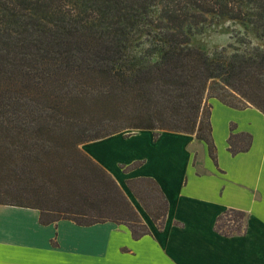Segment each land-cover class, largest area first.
Instances as JSON below:
<instances>
[{
    "label": "trees",
    "instance_id": "16d2710c",
    "mask_svg": "<svg viewBox=\"0 0 264 264\" xmlns=\"http://www.w3.org/2000/svg\"><path fill=\"white\" fill-rule=\"evenodd\" d=\"M208 15L264 37V0H0V204L38 209L41 224L110 221L133 239L148 234L80 144L126 129L189 133L216 164L209 99L264 114V47L193 46ZM229 129L228 151H247L251 135ZM127 185L162 228L168 202L157 182ZM246 226V212L235 208L214 222L223 236Z\"/></svg>",
    "mask_w": 264,
    "mask_h": 264
},
{
    "label": "crops",
    "instance_id": "0c3cea01",
    "mask_svg": "<svg viewBox=\"0 0 264 264\" xmlns=\"http://www.w3.org/2000/svg\"><path fill=\"white\" fill-rule=\"evenodd\" d=\"M209 102L216 164L206 143L189 133L160 130L154 136L153 130L137 129L81 144L123 190L132 194L127 180L133 178L157 182L168 202L162 228L144 209L149 233L133 239L123 224L81 226L67 219L41 224L38 209L0 204V264H68L64 230L78 244L81 233L98 228L108 230L115 252L132 264H264V114L254 106L233 108L217 98ZM230 125L235 133L251 135L247 151H228ZM116 137L132 148L128 163L110 164L107 149L94 150L112 139L118 143ZM228 208L246 212L244 234L223 236L214 230L216 217Z\"/></svg>",
    "mask_w": 264,
    "mask_h": 264
},
{
    "label": "rangeland",
    "instance_id": "374dc122",
    "mask_svg": "<svg viewBox=\"0 0 264 264\" xmlns=\"http://www.w3.org/2000/svg\"><path fill=\"white\" fill-rule=\"evenodd\" d=\"M247 40H249L251 44L245 42ZM191 44L206 52L212 53L219 50L221 47H234L239 49L251 47L253 45L264 47V37H260V35L256 34L249 26H245L237 19H230L227 17L219 18L216 15H208L207 20L193 33ZM227 49L229 51L231 50V48ZM238 97L239 95H236V98L232 99V101H235V103L242 101ZM238 99L240 101H238ZM132 131L134 130L126 129L123 132L129 134ZM116 138H119L118 143H114L112 139L109 141L110 143H106L107 147L95 145L94 150L98 154H102L105 153L107 149L105 157L110 164L116 161L128 163L132 148L129 144L122 145V140L124 139H121V137ZM123 192L127 195L129 201L143 221L142 215L145 210L143 211V208L139 207L138 202H136L130 192L126 190H123ZM226 218H229V216H225L223 220L225 221ZM110 235L111 234H108L106 228L100 230L99 228L90 229L81 233V237L78 239L79 243L75 244L73 240L68 238V230L65 229L62 241L68 252V259L66 261L68 264H132L130 259L119 256L115 252L114 246L109 238ZM41 239L43 241L45 236L42 235ZM82 241L84 242L83 245L81 243ZM79 245H82V247Z\"/></svg>",
    "mask_w": 264,
    "mask_h": 264
}]
</instances>
